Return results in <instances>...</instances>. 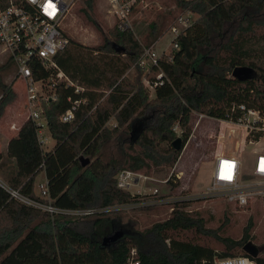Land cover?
Wrapping results in <instances>:
<instances>
[{
  "label": "trees",
  "instance_id": "1",
  "mask_svg": "<svg viewBox=\"0 0 264 264\" xmlns=\"http://www.w3.org/2000/svg\"><path fill=\"white\" fill-rule=\"evenodd\" d=\"M82 1L87 8L94 2ZM172 1L174 9L167 14L154 12L140 31L141 37L134 29L115 26L109 28L110 37L103 35L97 44L67 37L53 59L82 90L74 92L73 85L57 83L54 95L41 101L45 127L54 140L49 149L42 148L37 125L29 117L8 137L5 155L12 158L13 170L4 182L9 187L38 198L34 178L43 171L51 202L59 207L137 202L142 199L139 193L116 186L115 173L127 168L145 174L172 166L191 133L192 110L223 117L231 103H243L264 111V0ZM77 9L86 15L82 5ZM184 9L194 17L176 37L177 46L144 70L137 64L143 48ZM88 19L96 25L94 19ZM137 25L135 19L134 28ZM11 62L6 57L3 65ZM29 64L34 77L48 74L38 60L31 59ZM235 66L250 67L252 75L243 79L232 76ZM142 72L152 88L151 96L140 80ZM2 91L12 92L8 85ZM68 96L82 101L71 119L61 121L59 115L70 103ZM8 99L0 100V113ZM135 116L145 122L131 138ZM109 119L113 123L108 124ZM175 123L180 130L179 148L171 145ZM83 158L88 161L82 165ZM188 200L171 201L165 218L137 229L135 219L123 216L120 209L50 217L0 185V264H126L131 248L137 264H214V256L235 254L264 264V248L254 258L241 249L249 238L246 232L239 239L224 237L220 249L177 237L181 231H206L202 217L185 209ZM114 231H121L120 236L101 242Z\"/></svg>",
  "mask_w": 264,
  "mask_h": 264
},
{
  "label": "built area",
  "instance_id": "2",
  "mask_svg": "<svg viewBox=\"0 0 264 264\" xmlns=\"http://www.w3.org/2000/svg\"><path fill=\"white\" fill-rule=\"evenodd\" d=\"M76 2L83 5L82 0H0V51L9 57L15 66L13 77L15 80H21L25 92L26 117L32 119L37 125L36 133L40 142L45 139L42 137L45 120L41 112V101L54 95L53 89L57 83L73 85L74 92L82 90L81 86L74 84L64 74L53 59L56 51L67 43V36L61 28V23ZM153 2L157 3L155 0H102L105 11L111 19L109 25L119 30H133L137 13L149 7ZM193 15L194 13L190 10L184 9L169 22L167 29L172 35L168 43L172 47L177 46L176 37L190 25ZM158 56L152 50L151 43L143 48L137 64L147 70L150 65L156 63ZM31 59L38 60L48 70V74L34 77L29 64ZM159 76L160 73H157L156 77ZM67 99L70 103L59 115L61 121L71 119L74 109L82 101L80 99L71 100L69 96ZM210 117L216 122L218 132L210 160L211 173L206 189L208 191L219 190L226 201L240 207L255 200L264 212V151H257L253 154L249 169L242 168L239 156V151L245 144L256 143L260 137L264 136V111L255 107H247L243 103H231L225 116ZM176 125L175 123L174 127L172 126L173 130L178 127ZM227 133L238 134V141L234 142L232 148L224 144ZM141 176L147 178L137 171L127 168L119 169L114 175L115 184L119 188L128 189ZM46 183V179L38 183V198H32L0 180V185L11 196L47 212L50 217L56 215L88 216L109 208L56 206L51 202ZM156 192L157 189L153 188L149 194ZM131 203L147 205L158 203V200L155 198L141 199ZM212 261L214 264H255L252 259L241 254L214 256ZM126 264H137L133 248L130 249Z\"/></svg>",
  "mask_w": 264,
  "mask_h": 264
},
{
  "label": "rangeland",
  "instance_id": "3",
  "mask_svg": "<svg viewBox=\"0 0 264 264\" xmlns=\"http://www.w3.org/2000/svg\"><path fill=\"white\" fill-rule=\"evenodd\" d=\"M155 1L158 4L153 2L146 9L140 10L135 17L138 25L133 29L138 37H141L140 31L145 29L146 21L154 15V12L167 14L169 10L174 9L172 0ZM78 6H80L79 3H74L61 23V28L67 37L87 45L99 43L103 35L110 37L109 28L111 26L109 22L111 19L105 11L102 0H94L91 8H87L83 3L82 6L86 9V15L77 9ZM88 17L94 19L96 25L91 23ZM171 35L166 26L152 43V50L158 55L168 52L171 47L168 43ZM6 57L0 51V100L9 97L3 104L0 113V180L3 182L13 170L12 158L5 155V141L9 135L15 134L18 125L27 115L22 82L19 79L15 80L13 77L15 68L13 62L10 66L3 65ZM132 69L130 67L128 70L129 74ZM143 72L140 80L147 86L151 96L152 88L147 84ZM3 85L10 86L12 92L2 91ZM144 122L145 120L139 116L131 119L132 131L129 134L131 138L135 136L139 126ZM107 123H113V119H109ZM190 123L191 133L183 144L174 164L170 167L154 168L150 173L145 174L137 171L141 175L147 176V178L141 176L127 189L130 193L138 192L142 200L155 198L158 203L140 205L129 202L118 204L119 206L114 205L107 209H120L123 216L135 219L137 229H143L152 222L165 218L170 211L171 206L169 203L171 201L186 198L189 200L187 205L184 206L185 209L196 211L202 217L206 231L202 234L181 231L177 234V237L190 239L214 249H220L224 237L239 239L246 232L249 235L247 239L263 249L264 212L259 204L255 200H251L247 205L240 207L226 201L219 190L208 191L206 189L211 173L210 160L218 132L216 122L210 116L192 110L190 112ZM13 124L14 127H12ZM42 130V137H45V139L40 142L41 146L44 150L49 149L54 140L50 137L46 127H43ZM174 131L175 137L179 136V128H175ZM237 141L238 134L236 133H227L224 138V144L229 148H232L234 142ZM257 151H264V136L260 137L256 143L245 144L243 149L239 151L243 169H249L253 154ZM44 178L43 171L36 175L34 179L36 193L39 192L38 183L42 182ZM153 188H156L157 192L149 194ZM95 207L98 208V206ZM39 217L38 215L35 218L39 219Z\"/></svg>",
  "mask_w": 264,
  "mask_h": 264
},
{
  "label": "water",
  "instance_id": "4",
  "mask_svg": "<svg viewBox=\"0 0 264 264\" xmlns=\"http://www.w3.org/2000/svg\"><path fill=\"white\" fill-rule=\"evenodd\" d=\"M115 49L121 50L122 47L115 46ZM231 75L239 79L247 78L250 75H252V69L248 66H235L231 70ZM180 143H181V138L179 136L174 137L171 141V145L173 148H179ZM87 161H88V158H83L81 159V164L83 165ZM120 234H121V231H114L111 234L104 236L101 242L105 243L106 241H113L118 236H120ZM261 248H262L261 246L253 243L250 239H247L241 246V249L252 258L257 256Z\"/></svg>",
  "mask_w": 264,
  "mask_h": 264
},
{
  "label": "crops",
  "instance_id": "5",
  "mask_svg": "<svg viewBox=\"0 0 264 264\" xmlns=\"http://www.w3.org/2000/svg\"><path fill=\"white\" fill-rule=\"evenodd\" d=\"M14 126H15V125H14ZM9 136H11V135H9ZM9 136H8V137H9ZM8 137H7V139H8ZM7 139H6V141H7ZM259 139H260V138H259ZM6 141H5V144H6ZM257 141H258V140H257ZM257 141H256V142H257ZM43 173H44V172H43ZM35 177H36V176H35ZM44 177H45V176H44ZM34 179H35V178H34ZM44 179H45V178H44Z\"/></svg>",
  "mask_w": 264,
  "mask_h": 264
}]
</instances>
